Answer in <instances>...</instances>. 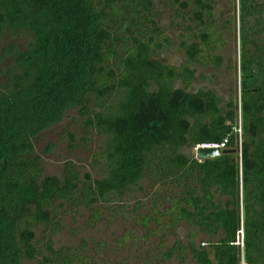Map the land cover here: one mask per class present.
<instances>
[{
    "label": "trees",
    "instance_id": "trees-1",
    "mask_svg": "<svg viewBox=\"0 0 264 264\" xmlns=\"http://www.w3.org/2000/svg\"><path fill=\"white\" fill-rule=\"evenodd\" d=\"M173 2L191 22L178 42L180 68L156 58L170 43L158 39L147 0H0V41L12 42L0 47V264H89L84 242L80 252L52 248L59 208L88 209L93 223L95 204L121 202L144 186L160 227L182 222L208 237L200 247L175 241L158 258L264 264V0H236L232 9L238 98L223 106L210 90L187 91V63L219 67L217 28L227 21L217 26L208 0ZM69 110L76 115L64 136L102 143L90 155L96 179L70 161L60 179L45 176L32 155V139ZM223 139L234 153L200 162L180 153ZM133 219L144 228L157 221Z\"/></svg>",
    "mask_w": 264,
    "mask_h": 264
},
{
    "label": "rangeland",
    "instance_id": "rangeland-1",
    "mask_svg": "<svg viewBox=\"0 0 264 264\" xmlns=\"http://www.w3.org/2000/svg\"><path fill=\"white\" fill-rule=\"evenodd\" d=\"M147 1L152 7L151 19L159 29L158 39L159 37L165 38L170 43V46L156 58L165 65L180 68L186 60L182 50L178 47V42L185 28L191 24L188 15H183L188 9L180 8L178 3L173 0ZM176 1L188 3L191 0ZM208 1L213 3L211 14L214 21H217V26L220 22L227 21L226 30L222 31L220 25L217 28L223 40V45L221 47L216 45L214 51L220 58V65L218 68H213L210 65L204 66L197 62L187 63L188 68L194 71L187 91L194 93L198 90H210L218 96L221 106H223L230 99L237 102L238 98L237 29L236 19H232V9L236 0ZM9 43L12 42L9 39H4L0 41V47ZM2 80L0 74V84ZM180 87L181 84L177 81L174 88ZM146 90L153 93L155 87L150 85L146 87ZM75 115V110L67 111L60 123L51 126L32 139V155L38 158L43 175L60 179L63 164L70 161L80 176L86 173L90 179H96V171L93 168L90 155L102 146L101 141L89 136L88 142L84 146L80 143L79 135L75 130H73L75 132L73 142L64 136L70 117ZM47 145L52 146L48 151H46ZM193 151L182 149L180 153L188 158L194 156ZM146 191L144 186L142 192L135 193L133 191L126 200L121 202H111L107 205L98 202L94 206L99 210V218L88 224H86L89 216L88 209L80 208L73 212H67L65 205L61 206L59 210L64 213L58 219L56 230L50 238L52 248L75 252L84 242L86 244L84 251L80 249L79 252L82 251V255L87 257L86 262L89 264H197L188 255L182 259L178 257L164 260L158 258L160 257L159 253L172 246L175 241L186 244L189 240L200 247L202 241H206L208 237L182 222L177 223L171 229L160 227L161 224H164V218L155 215L150 210L148 203L151 196L145 194ZM119 206L124 209V213L119 212ZM159 208L161 211L163 206L161 205ZM136 214L145 219L153 217L159 226L150 220L147 221L146 228L136 224L133 219ZM42 232L43 228L41 227L34 229L36 240ZM235 243H237L236 239ZM92 245L100 248L99 254L95 255ZM21 264H32V262L22 260ZM238 264H241L240 260Z\"/></svg>",
    "mask_w": 264,
    "mask_h": 264
},
{
    "label": "water",
    "instance_id": "water-1",
    "mask_svg": "<svg viewBox=\"0 0 264 264\" xmlns=\"http://www.w3.org/2000/svg\"><path fill=\"white\" fill-rule=\"evenodd\" d=\"M224 153H234V151L233 150L231 151L219 150L217 148L198 147L193 151V154H194L193 158L197 160L198 162H200L203 160L215 158L219 156L220 154H224Z\"/></svg>",
    "mask_w": 264,
    "mask_h": 264
},
{
    "label": "built area",
    "instance_id": "built-area-1",
    "mask_svg": "<svg viewBox=\"0 0 264 264\" xmlns=\"http://www.w3.org/2000/svg\"><path fill=\"white\" fill-rule=\"evenodd\" d=\"M238 136H239V134H238ZM238 141H239V138H238ZM225 144H226V140L223 139L221 142H218V143H207V144H201L199 146H195L194 149L200 147V148H217L219 150H224L225 149ZM235 239H236V242H237L235 244L238 245L239 248H242V232H241V230H238L236 232V238Z\"/></svg>",
    "mask_w": 264,
    "mask_h": 264
},
{
    "label": "clouds",
    "instance_id": "clouds-1",
    "mask_svg": "<svg viewBox=\"0 0 264 264\" xmlns=\"http://www.w3.org/2000/svg\"><path fill=\"white\" fill-rule=\"evenodd\" d=\"M193 150H195V149H193Z\"/></svg>",
    "mask_w": 264,
    "mask_h": 264
},
{
    "label": "flooded vegetation",
    "instance_id": "flooded-vegetation-1",
    "mask_svg": "<svg viewBox=\"0 0 264 264\" xmlns=\"http://www.w3.org/2000/svg\"><path fill=\"white\" fill-rule=\"evenodd\" d=\"M225 150V149H224Z\"/></svg>",
    "mask_w": 264,
    "mask_h": 264
}]
</instances>
